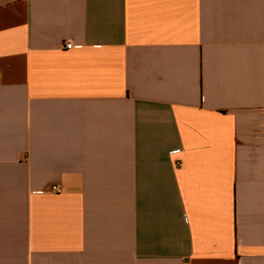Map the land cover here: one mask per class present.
Wrapping results in <instances>:
<instances>
[{
	"label": "crops",
	"instance_id": "crops-1",
	"mask_svg": "<svg viewBox=\"0 0 264 264\" xmlns=\"http://www.w3.org/2000/svg\"><path fill=\"white\" fill-rule=\"evenodd\" d=\"M0 264H264V0H0Z\"/></svg>",
	"mask_w": 264,
	"mask_h": 264
},
{
	"label": "built area",
	"instance_id": "built-area-1",
	"mask_svg": "<svg viewBox=\"0 0 264 264\" xmlns=\"http://www.w3.org/2000/svg\"><path fill=\"white\" fill-rule=\"evenodd\" d=\"M72 43H70V42H68V43H66L65 45H64V48L65 49H71L72 48ZM52 191L53 192H59L60 191V189H59V187H57V186H52Z\"/></svg>",
	"mask_w": 264,
	"mask_h": 264
}]
</instances>
